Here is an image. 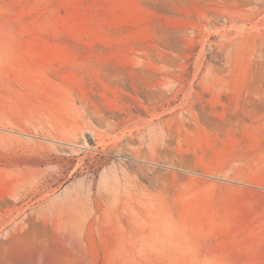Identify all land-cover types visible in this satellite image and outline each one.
<instances>
[{"label": "rangeland", "instance_id": "1", "mask_svg": "<svg viewBox=\"0 0 264 264\" xmlns=\"http://www.w3.org/2000/svg\"><path fill=\"white\" fill-rule=\"evenodd\" d=\"M0 264H264V0H0Z\"/></svg>", "mask_w": 264, "mask_h": 264}]
</instances>
